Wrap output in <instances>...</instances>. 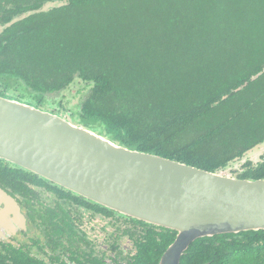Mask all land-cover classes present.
<instances>
[{
	"label": "trees",
	"instance_id": "16d2710c",
	"mask_svg": "<svg viewBox=\"0 0 264 264\" xmlns=\"http://www.w3.org/2000/svg\"><path fill=\"white\" fill-rule=\"evenodd\" d=\"M0 78L1 97L38 109L82 87L78 117L110 141L220 173L264 144V0H0ZM234 178L264 179V154ZM144 226L139 262L157 264L176 233ZM180 264H264V231L196 240Z\"/></svg>",
	"mask_w": 264,
	"mask_h": 264
},
{
	"label": "water",
	"instance_id": "95a60500",
	"mask_svg": "<svg viewBox=\"0 0 264 264\" xmlns=\"http://www.w3.org/2000/svg\"><path fill=\"white\" fill-rule=\"evenodd\" d=\"M0 160L120 216L175 232L158 264H180L199 239L264 231V179H237L131 150L1 96Z\"/></svg>",
	"mask_w": 264,
	"mask_h": 264
},
{
	"label": "flooded vegetation",
	"instance_id": "af4514ba",
	"mask_svg": "<svg viewBox=\"0 0 264 264\" xmlns=\"http://www.w3.org/2000/svg\"><path fill=\"white\" fill-rule=\"evenodd\" d=\"M13 168L19 167L0 160V264H142L138 253L150 236L148 224L60 202L31 177H15Z\"/></svg>",
	"mask_w": 264,
	"mask_h": 264
},
{
	"label": "rangeland",
	"instance_id": "374dc122",
	"mask_svg": "<svg viewBox=\"0 0 264 264\" xmlns=\"http://www.w3.org/2000/svg\"><path fill=\"white\" fill-rule=\"evenodd\" d=\"M1 79V78H0ZM1 83L5 84V81H0ZM18 84L16 82H8L7 84V87L10 88L11 90L13 91H16L15 89L17 88ZM78 89V91L76 90ZM79 91H82V87H78V88H75L71 91H69L68 93H65V98L62 99V100H53V101H50L48 100L49 102L45 101L43 103V105L41 104V110H44V111H49V110H61L63 111V117L66 118L69 122H71L72 124L76 125V126H83V127H87L91 130H93L94 132L100 134V135H103V136H106L108 137V139L111 140V136L109 134H107V132L105 131L104 127L101 126L100 124L98 123H94L92 125H88L86 123V121L84 120H81L79 117H78V114H77V107H78V104H79V100H80V97L81 96H77V95H80ZM9 93V91H8ZM19 93V92H18ZM13 93H9V94H6V96L8 97H11L12 99H16V95H14ZM24 95H27L25 93H23ZM16 96V97H15ZM34 99H36L35 96H32L30 97V99L28 98H25L22 99V101L24 103H27V104H31L33 107L37 106L36 103L34 102ZM39 100V99H37ZM41 100V99H40ZM61 102V104H60ZM35 105V106H34ZM72 111L71 114H73L71 116V118H68L67 115H68V112ZM264 154V144L258 146L257 148L253 149L251 152H248L246 153V155L244 156V159L241 161V162H234L232 163L227 169L221 171L220 173L222 175H225V176H230V177H234V175L239 172L240 168H241V164L246 161V160H250V161H256L257 158H259V156L263 155Z\"/></svg>",
	"mask_w": 264,
	"mask_h": 264
}]
</instances>
